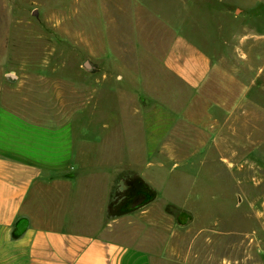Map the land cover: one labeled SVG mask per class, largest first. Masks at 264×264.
<instances>
[{"label": "rangeland", "instance_id": "rangeland-1", "mask_svg": "<svg viewBox=\"0 0 264 264\" xmlns=\"http://www.w3.org/2000/svg\"><path fill=\"white\" fill-rule=\"evenodd\" d=\"M141 1L159 14L135 22L112 14L116 0H0V101L39 121L68 114L75 156L79 147L85 154L80 170L58 177L88 188L69 211L80 219L74 229L141 242L165 264H264V0ZM179 15L223 60L195 91L134 53L137 40L159 39L162 22ZM110 43L121 46L118 63L98 62ZM117 65L134 70L114 91ZM179 102L200 108L199 117L178 121L183 136L148 143L149 104ZM214 102L225 109L209 111Z\"/></svg>", "mask_w": 264, "mask_h": 264}, {"label": "crops", "instance_id": "crops-1", "mask_svg": "<svg viewBox=\"0 0 264 264\" xmlns=\"http://www.w3.org/2000/svg\"><path fill=\"white\" fill-rule=\"evenodd\" d=\"M112 10V14L131 16L135 22L142 15L159 14L141 0H116ZM180 15L175 18V24L158 18L163 23V35L152 41L137 40L134 53L140 64L148 57H155L153 62L160 64L181 85L195 91L217 74L223 60L206 50L190 31L186 33L184 29L190 26L183 24ZM100 47L101 51H96L98 62L118 63L114 59L119 57L115 52V47L120 49L119 44L110 43V55ZM116 69L109 76L114 91L119 90L123 85L120 81L128 80L130 71L134 70L121 65ZM106 78L107 74L103 73L96 82ZM78 91L86 105L85 82L79 85ZM57 95L65 98L64 93ZM209 106L213 112L225 109V104L220 102ZM149 107L152 112L142 121V134L150 144L166 143L168 136L174 134L183 136L185 125L176 126L178 121L191 123L199 117L195 111L201 110L194 104L184 106L180 102L177 109L155 103ZM67 115L54 113L39 121L13 111L0 101V264H165L159 253L141 242L88 234L73 228L72 223L80 219L71 218L69 211L72 206L81 205L88 188L85 183L58 177L80 170L76 167L77 158L83 153L79 147L75 156ZM213 119L210 122L215 126L219 121ZM113 121V126L123 129L118 119ZM125 135L127 142L134 141L128 128Z\"/></svg>", "mask_w": 264, "mask_h": 264}]
</instances>
